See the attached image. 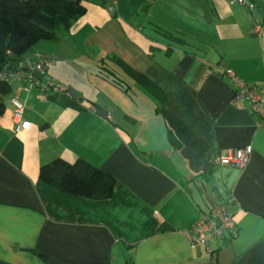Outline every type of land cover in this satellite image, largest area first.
I'll return each mask as SVG.
<instances>
[{
  "label": "crops",
  "instance_id": "obj_1",
  "mask_svg": "<svg viewBox=\"0 0 264 264\" xmlns=\"http://www.w3.org/2000/svg\"><path fill=\"white\" fill-rule=\"evenodd\" d=\"M87 1L69 30L26 55L52 61L44 74L55 86L21 93L28 129L14 131L8 98L19 83L10 85L0 116V264H264V128L245 100L234 101L223 74L228 67L264 83V33L255 28L264 25V0L252 10L233 0ZM113 56L164 102L130 83ZM100 65L117 69L129 92L102 78ZM74 67L73 77L64 75ZM67 87L80 92L79 108L51 98ZM245 145L252 152L243 169L215 162L220 149ZM55 159H82L109 174L111 196L44 183L39 168ZM189 185L209 209H233L236 234L219 243L213 261L184 235L202 214Z\"/></svg>",
  "mask_w": 264,
  "mask_h": 264
},
{
  "label": "trees",
  "instance_id": "obj_2",
  "mask_svg": "<svg viewBox=\"0 0 264 264\" xmlns=\"http://www.w3.org/2000/svg\"><path fill=\"white\" fill-rule=\"evenodd\" d=\"M83 1L0 0V66L10 61L12 65L17 64L38 42L54 41L57 39V31L69 30L72 24L86 12ZM147 6L148 4L145 8ZM155 29L166 38L176 40L160 27L155 26ZM8 51L11 57H8ZM108 59L129 79L130 83L146 90L160 104L164 102V94L142 73L134 70L118 57L113 56ZM117 69H108L100 65L98 74L128 93L132 85L120 77ZM10 92V85L5 83L0 85V116L5 111L3 97ZM51 98L61 106L79 108V103L67 94V90H63L59 98L55 96ZM39 178L58 191L92 199L110 197L114 183L109 174L82 159L73 163L55 159L39 168Z\"/></svg>",
  "mask_w": 264,
  "mask_h": 264
},
{
  "label": "built area",
  "instance_id": "obj_3",
  "mask_svg": "<svg viewBox=\"0 0 264 264\" xmlns=\"http://www.w3.org/2000/svg\"><path fill=\"white\" fill-rule=\"evenodd\" d=\"M233 1L249 10L254 7L251 1ZM255 28L258 32L264 33L262 23L256 22ZM7 55L11 57L10 51L7 52ZM51 62L46 55L41 54L37 58L25 56L15 65H12L10 61L8 64L0 66V85L19 83L8 98V102L12 107L10 121L14 131H21L30 127V123L23 118L25 99L21 96V93L28 95L33 91H37L46 94L55 90L54 80L45 78L44 74ZM33 71L40 72L42 78L35 77ZM223 74L233 87L234 101L245 100L249 105L256 125L264 128V83L246 82L228 67L223 69ZM251 152V145L220 149L215 156V162L219 165L243 169L249 162ZM233 215L230 203L214 205L207 214H201L197 220L191 223L184 230V235L192 247L200 249L213 261L219 243L226 237L231 238L236 234L237 229Z\"/></svg>",
  "mask_w": 264,
  "mask_h": 264
},
{
  "label": "water",
  "instance_id": "obj_4",
  "mask_svg": "<svg viewBox=\"0 0 264 264\" xmlns=\"http://www.w3.org/2000/svg\"><path fill=\"white\" fill-rule=\"evenodd\" d=\"M107 11H108V13L111 14L113 11V8L109 7V8H107ZM23 70H25V69L23 68ZM33 75L39 79L42 78V74L38 71H33ZM66 90H67V94L73 99H78L81 96L80 92L76 91L72 87H67ZM96 113L100 117H103V118H105L107 115L106 112L104 110H102L101 108H96ZM189 188L191 190V197H192L193 201L195 202V204L198 206L201 213L207 214L209 212V208L203 202L199 192L196 190V188L193 185H189Z\"/></svg>",
  "mask_w": 264,
  "mask_h": 264
},
{
  "label": "rangeland",
  "instance_id": "obj_5",
  "mask_svg": "<svg viewBox=\"0 0 264 264\" xmlns=\"http://www.w3.org/2000/svg\"><path fill=\"white\" fill-rule=\"evenodd\" d=\"M87 2H88L87 0H84V1H83V4L86 5ZM107 64L110 65L109 63H107ZM111 65H112V64H111ZM75 67H76V66H75ZM75 67H74V68H70V69H66L64 75H65V76H70V75H71V76L73 77V73H74V72H78V69H75ZM77 68H80L79 70H81L82 66H81V67H77ZM119 73H121V72H119ZM123 76H124V75H123ZM124 77H125V76H124ZM0 95H1V93H0ZM7 97H8V96L3 97V101H4V103H6V105H7Z\"/></svg>",
  "mask_w": 264,
  "mask_h": 264
}]
</instances>
